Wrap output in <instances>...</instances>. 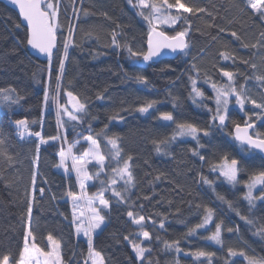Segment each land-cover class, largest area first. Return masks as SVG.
Listing matches in <instances>:
<instances>
[{
	"label": "trees",
	"instance_id": "obj_1",
	"mask_svg": "<svg viewBox=\"0 0 264 264\" xmlns=\"http://www.w3.org/2000/svg\"><path fill=\"white\" fill-rule=\"evenodd\" d=\"M52 2L58 5L59 24L51 65L48 58L38 59L30 52L27 29L12 9L0 3V89H12L13 97H19V102L11 107L0 99V138L5 141L4 154L0 155V257L10 254L18 258L24 246L29 203L30 228L38 246L46 249L47 236L51 234L60 244L62 264H83L89 255L87 240L76 237L68 201L70 190L78 193L77 181L72 173L65 176L58 170L61 144L49 139L58 137L61 129L65 130V144L74 146V155H83L87 148L84 138L91 135L100 146L108 144L109 138L116 139L121 163L132 158L129 163L134 183L128 194L120 201L110 197L107 200L125 220L123 238L129 237L126 242L146 249L143 264H247L240 256L230 257L229 247L264 257V236L258 234L264 229V202L250 205L244 199V184L264 160L230 135L231 121L243 124L249 116L255 121L256 130L264 133V119L255 115L262 110L247 106L240 112L232 107L226 128L212 126L216 106L214 93L207 86L213 82L218 86L227 84L221 69L231 71L237 88L243 86L248 97L264 103V81L256 79L264 75V19L248 8L247 0H187L206 11L183 13L175 26L163 29L171 35L188 31L189 47L185 53L174 59L144 62L131 57L124 47L127 44L135 51H146L149 31L147 22L139 15L140 9L130 6L128 0ZM233 31L239 40L231 35ZM114 34L120 47L112 43ZM66 40L74 41V45L69 46L59 82L60 103L72 110L65 94L71 91L81 103H86V110L77 114L79 122L64 117L61 127L54 118L52 103L45 105L44 93L48 89L51 94L55 88L58 61L63 59ZM245 44L249 46L244 47ZM253 44L257 47H251ZM222 52L228 53L230 59L224 60ZM253 63L257 65L255 70L250 67ZM138 76L146 77L148 83L139 82ZM192 80L204 92L203 100L194 102ZM153 100L157 103L147 113L137 110ZM161 112H172L176 121L194 123L209 130L210 135H200L199 143L171 140L176 125L162 121ZM21 119L27 120L29 131L40 132L48 142L22 138L15 126V121ZM154 141L169 142L161 144L162 150L157 152ZM225 154L240 161L237 186H229L211 170ZM201 155L204 160L199 158ZM105 159L110 167L109 157ZM201 176L212 183H203ZM103 189L94 184L87 191L92 196ZM218 195L233 207L229 208ZM205 207L212 208L215 222L223 224V246L205 238L214 231L212 224L206 230L187 235L189 228L202 220ZM129 211L137 218L145 217L143 229L132 223ZM161 222L163 229L159 227ZM228 228L233 231L228 232ZM142 231H148L152 239L143 240ZM173 241H179V253L166 247L165 242ZM196 250L215 255L197 259L190 254ZM120 259V264H130L122 253Z\"/></svg>",
	"mask_w": 264,
	"mask_h": 264
},
{
	"label": "snow or ice",
	"instance_id": "obj_2",
	"mask_svg": "<svg viewBox=\"0 0 264 264\" xmlns=\"http://www.w3.org/2000/svg\"><path fill=\"white\" fill-rule=\"evenodd\" d=\"M14 5H18L20 15L23 18V21H26L28 36L27 44L30 45L33 49H36L39 53L45 54L48 58L49 65L52 64V57L54 49H57L58 37L57 30L59 24V12L58 5L53 3L52 0H11ZM130 5L133 7H138L140 9L139 15H141L144 21L147 22L149 26V31L147 33V50L146 51H135L131 45L125 44L124 47L128 51L131 57H135L138 60L142 59L144 62L152 61L154 58L159 57L165 50H170L172 52H181L185 53V50L189 47L186 36L188 35L187 30L177 31L174 35H169L166 31L160 30L161 25H167L168 27H173L181 19L183 13L196 14L203 13L206 11L205 8H202L196 4H191L187 0H128ZM247 6L252 12L257 13L260 18L264 19V0H247ZM147 10V11H145ZM172 10H175L176 14H172ZM105 15H107L105 13ZM224 31V29H220ZM231 35L237 40L240 37L236 32H232ZM112 43L114 46L120 47L121 45L117 41V36L114 34L112 36ZM70 44L74 45V41L66 40L63 43V59H59V74L57 75V85L56 91H53L50 94L48 89L44 93V103L47 105L49 102L55 105L56 107V116L58 124L63 127L65 120L64 117H67V121L79 122L80 117L78 113H83L86 110V103H81L78 97H76L71 91L66 92V96L70 98L72 105V110L59 102L60 84L62 73L65 67V60L69 56V46ZM249 45L245 44L244 47ZM251 47H257L256 44L251 45ZM224 60L230 59V56L226 52L220 54ZM248 63V61H244ZM250 67L255 70L257 65L255 63L251 64ZM222 75L228 78V83L225 85H217L215 82L212 83V88L215 92L214 101H215V111L208 109L209 112H213L211 120L212 126H218L219 128H226L228 126V110L230 104V98L234 97L236 105L239 106L241 110L244 109L245 103H251L256 109L262 110L264 113V103H259L255 99H251L247 96L246 90L241 86L237 88L234 83V74L231 71H224L221 69ZM51 74V72H50ZM257 80L264 81V75L256 77ZM137 80L141 83L147 84L148 81L146 77L138 76ZM12 89H0V99H2L7 107L19 102V97H13ZM192 93L195 97L205 98L204 92L201 91L196 86V81L192 80ZM102 98V97H100ZM157 102L155 100L148 101L145 104L139 106L137 110L140 113H147L149 109H152ZM262 113H255L258 118L264 119ZM163 121H169L176 125L175 132L170 138L175 140L178 137H191L193 140H197L199 143L198 137L202 133L203 136L207 137L210 135V131L207 129H201L197 125L191 122L183 121L178 122L173 116L172 112H161L160 117ZM218 121V125L217 122ZM234 132L230 133L233 139L242 146H246V150L249 152H257L261 155V158L264 159V133L256 130L255 121L252 120L251 116L244 121L243 124L231 121ZM15 124L20 128V136L35 135L40 137V143H47L40 132H31L28 128L27 120L21 119L16 120ZM3 136V132L0 131V137ZM60 137H50L51 140H57ZM86 142L89 143V148L83 152L82 156L74 155L73 147L69 146L66 149H62L59 152V159L61 167H64L65 171H68L67 161L71 160V169L75 172L76 179L79 183V188L81 189L80 193L73 191L68 192V196L73 202V221L76 224L77 233L83 232L86 236L89 248V254L93 258L92 264H104V258L102 253L95 251L93 248V233L100 229L105 222V216L101 214L103 208L109 207V201L104 198L105 190L99 192L98 197H90L86 189V182L92 180L94 177L88 171V165L91 163V159H95L97 164L100 166V170L95 173V176H99L103 171L106 165L104 164L105 157L100 152V145L98 139H94L93 136L89 135L84 138ZM108 142L111 144L112 148L115 150L113 159L116 160V167L111 168L112 177L107 181V185L112 190V194L115 197H119L123 200V195L120 191L116 190V185L119 181H123L125 185H132L134 183V176L130 167L131 157L123 160L121 163V150L117 145L116 139L109 138ZM169 141H159L155 142L156 151L160 152L162 149L161 144H167ZM4 139L0 138V155L4 154ZM39 146H37L38 152ZM194 154H196L194 152ZM201 160H204V156L199 157ZM11 160V157H8ZM38 160V156H37ZM213 172H218V175L223 177L230 184H237L238 175L241 171L240 161L236 158H230L227 154L223 155L218 163L213 164L211 167ZM35 174L32 177L33 181V193H35ZM201 180L205 184H211L212 182L201 176ZM247 192L244 195L251 205L253 201L260 200L264 202V164L261 165L259 169L253 171L249 176V181L246 183ZM254 191H259V195H254ZM41 194L43 189H40ZM221 201L227 203L229 208H232L233 205L231 202L226 201L225 197L218 195L217 197ZM98 204L102 207H97ZM199 207V206H198ZM76 209H79L77 213ZM28 214H29V228L24 236V246L19 251L18 258H13L10 254H5L0 257V264H62L61 255L59 252L60 244L54 237L49 234L47 240L52 245V251H46L45 249L39 247L36 243V238L30 228V219H31V203L28 205ZM127 215L132 218V223L138 225L143 229L145 217L139 216L138 218L134 216L132 211H129ZM237 215L240 213L237 212ZM241 219L246 220L247 223L252 224L253 221L247 219L246 217L241 216ZM212 224L214 225V231H211L209 235L205 238L209 241L214 242L215 244L223 246L222 232L224 231L222 222H215L214 210L210 207L204 208V215L202 220L196 223L194 226L190 227L187 235L192 236L197 233L200 229H207V227ZM159 227L163 229L165 227L164 223L161 222ZM228 232H232V228L227 229ZM143 239L150 241L152 239L148 231H142ZM264 236V229H261L258 233ZM31 238V246H29V240ZM125 240H128L129 237L125 236ZM166 247L174 248L177 253L181 251L179 247V241H173L171 243L165 242ZM133 251L136 253L137 259L143 264L145 259L146 249L140 244L132 243ZM228 255L230 257L240 256L242 257L247 264H264V257H256L255 255H248L246 251L240 250L236 251L233 248L229 247L227 249ZM195 258H210L215 254L213 252L205 250H196L195 252L190 253ZM43 258V259H41ZM87 264V262H85ZM178 264V261H177ZM203 264V262H202Z\"/></svg>",
	"mask_w": 264,
	"mask_h": 264
},
{
	"label": "rangeland",
	"instance_id": "obj_3",
	"mask_svg": "<svg viewBox=\"0 0 264 264\" xmlns=\"http://www.w3.org/2000/svg\"><path fill=\"white\" fill-rule=\"evenodd\" d=\"M130 6H133V5H130ZM174 11L175 10H172V14H173ZM255 14H257V13H255ZM166 28H171V27H168L167 25H161V29L160 30H163V29H166ZM169 35H171V34H169ZM225 78L228 81V78L227 77H225ZM207 86L214 93V96H215V92H214L212 86L209 85V84ZM193 96H194V94H193ZM195 99L199 100L201 98L195 97ZM59 102H60V97H59ZM247 106H251L252 108H254V106L252 104H249L248 102H246L245 106H244V109ZM232 107L237 108L240 112H243V110H244V109L241 110L239 108V106L236 105L234 97L230 98L229 110ZM252 108L250 109V111L252 110ZM66 119H67V117H66ZM217 124H218V121H217ZM15 126L20 130L19 126H17L16 124H15ZM62 131H61V142H63V149H66L67 147H69V145H65V142L67 143V141L64 140L65 137L63 136V132ZM200 135H203V134L201 133ZM21 137L22 138L34 137L36 139H40V137H37L35 135H28V134H25L24 136H21ZM188 139L193 140L191 137H182V138L178 137L175 140H188ZM86 143H87V148H86V150H87L89 148V143L88 142H86ZM100 152H101V154L104 157L105 156L109 157V164L108 165H111V166L110 167L107 166L106 159H105L104 160V164L106 165V167L104 168V171L99 176H95V173H97L100 170V166L97 164L95 159H92L90 157L91 163L87 167H88L89 173L91 175H93L94 178L92 180H89V181L86 182L85 191L87 192V194L90 197H98L99 193L94 194V195L91 196L88 193V191H87L88 187L96 184V186H99L100 188L101 187L102 188H104V187L108 188V190L104 192V198L105 199H108L110 197V198H112L115 201H120L121 199L119 197L113 196L111 188H109L108 185H107V181L113 175L112 172H111V168L116 167V160L113 159L115 150L112 148L111 144L108 143V144H103V145L100 146ZM80 156H82V155H80ZM71 163L72 162L69 159L67 161V164H68V171L67 172L65 171L64 167H61V166H59L58 170L62 174H64L65 176H68L70 173H72L74 175L75 179H76L75 172L71 169ZM59 165H60V159H59ZM76 181H77V179H76ZM225 182L229 186H237V184L239 183L238 182L237 184L233 185V184H230L229 182H227L226 180H225ZM130 186L131 185H125L123 183V181H119L118 184L115 187H116V190H118V191H119V188H121L120 192L122 193V195L126 196L128 194V190L130 189ZM244 186H245V193H246L247 192L246 183L244 184ZM77 187H78V193H80L81 189L79 188L78 181H77ZM254 195L258 196L259 195V191H254ZM68 201L70 202L69 204L72 206L71 216H72V223H73L74 228H75L76 237H78V238L81 237V238H84V239L87 240L88 238L86 236H84L83 232L77 233L76 224L73 221V211H74L73 202L71 201L70 197H68ZM257 202H262V201L256 200V201H253L252 204H255ZM96 206L97 207H102V206H100L98 204V199H97ZM76 211L78 213L79 209H76ZM101 214L105 216V222L101 226L100 229H97L93 233L92 243H93L94 250L95 251H99L100 253H102V256L104 258V264H120V261H121L120 253L123 254L125 259L129 260L130 264H138L140 260L137 259L136 253L133 251L132 245L128 244L126 242V240L123 238V225H124L125 220L121 219L117 215V213L114 210H112L110 203H109V207L108 208H103ZM136 226H138V225H136ZM28 228H29V219H28L27 224H26L25 233L28 230ZM203 230H206V229H200L199 231H203ZM142 238H143V236H142ZM212 243L215 244L214 242H212ZM215 245L219 246L218 244H215ZM29 246H31V238L29 240ZM45 250L46 251H52V245L50 244V242L48 240H47V248ZM59 252H60V249H59ZM87 258H88V262L87 263L88 264H92V259L93 258L90 256V254L88 255ZM41 259H43V258H41Z\"/></svg>",
	"mask_w": 264,
	"mask_h": 264
},
{
	"label": "water",
	"instance_id": "obj_4",
	"mask_svg": "<svg viewBox=\"0 0 264 264\" xmlns=\"http://www.w3.org/2000/svg\"><path fill=\"white\" fill-rule=\"evenodd\" d=\"M0 3L4 4L6 7L12 9L19 17L22 25L27 29V24L26 21H23L22 16L20 15L19 12V7L18 5H14L11 0H0ZM28 32V30H27ZM29 50L30 52L38 59H44L47 58V56L45 54L39 53L36 49H33L30 45H29ZM146 50H147V40H146ZM55 51V49H54ZM53 51V53H54ZM181 52L177 51V52H172L170 50H165L159 57L154 58V60L152 61H160L163 59H174L176 56H178ZM233 132H234V128H233ZM235 141V140H234ZM236 142V141H235ZM238 143V142H236ZM239 144V143H238ZM246 148V146H244ZM255 154L259 155L261 157V155L257 152H254ZM264 160V159H263Z\"/></svg>",
	"mask_w": 264,
	"mask_h": 264
},
{
	"label": "built area",
	"instance_id": "obj_5",
	"mask_svg": "<svg viewBox=\"0 0 264 264\" xmlns=\"http://www.w3.org/2000/svg\"><path fill=\"white\" fill-rule=\"evenodd\" d=\"M73 18V15H71V17H70V19H72ZM58 74H59V71H58ZM60 82V81H59ZM57 83H58V81H56V85H57ZM56 85H55V88H54V90L53 91H56L57 89H56ZM53 105V115H54V118H55V120H56V122H57V116H56V107H55V105L54 104H52ZM57 124H58V122H57ZM58 126H59V124H58ZM63 130V131H62ZM61 131L63 132V136L65 137V130L64 129H61ZM58 137H60L59 139H57L58 141H59V143L61 144V146H60V151L63 149V146H62V143L63 142H61V132H60V135L58 136ZM64 140H65V138H64ZM66 141V140H65ZM66 143V142H65ZM65 145H67V144H65ZM85 262H88V258L85 260ZM85 262L83 263V264H85ZM88 264V263H87Z\"/></svg>",
	"mask_w": 264,
	"mask_h": 264
}]
</instances>
